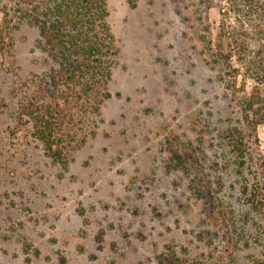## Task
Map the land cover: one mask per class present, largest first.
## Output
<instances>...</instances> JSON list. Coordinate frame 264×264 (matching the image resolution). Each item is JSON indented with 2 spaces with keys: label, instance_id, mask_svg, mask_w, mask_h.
<instances>
[{
  "label": "rangeland",
  "instance_id": "374dc122",
  "mask_svg": "<svg viewBox=\"0 0 264 264\" xmlns=\"http://www.w3.org/2000/svg\"><path fill=\"white\" fill-rule=\"evenodd\" d=\"M228 5L107 0L119 49L112 97L65 166L18 124L25 85L49 67L36 30L11 31L0 54V264H159L168 248L197 264H249L245 245L228 259L226 230L210 218L220 211L237 223L246 210L223 165V133L240 118L220 27L224 52L244 39L252 55L262 23ZM258 142L264 153V125Z\"/></svg>",
  "mask_w": 264,
  "mask_h": 264
},
{
  "label": "trees",
  "instance_id": "16d2710c",
  "mask_svg": "<svg viewBox=\"0 0 264 264\" xmlns=\"http://www.w3.org/2000/svg\"><path fill=\"white\" fill-rule=\"evenodd\" d=\"M226 2L236 15L244 5L247 12L243 17L250 20L255 15L262 23L255 30L259 49L252 55L244 39L234 41L237 52H224L226 31L224 25L220 27L218 52L240 118L238 127L223 133L228 155L223 165L235 177L238 198L246 210L237 223L220 211L210 218L226 230L224 249L229 260L233 261L234 254L245 245L252 251L249 264H264V153L258 142V128L264 125V0ZM5 3L7 38L0 29V54L12 45L11 31L26 25L37 31L38 45L49 67L25 85L18 105V124L42 146L47 157L65 166L72 152L93 134L104 103L112 97L109 86L119 49L108 22L107 0ZM248 82L252 84L250 90ZM159 264L197 263L178 257L168 248Z\"/></svg>",
  "mask_w": 264,
  "mask_h": 264
}]
</instances>
